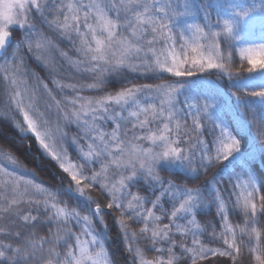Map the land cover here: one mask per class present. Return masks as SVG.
I'll list each match as a JSON object with an SVG mask.
<instances>
[{"label": "snow or ice", "instance_id": "obj_1", "mask_svg": "<svg viewBox=\"0 0 264 264\" xmlns=\"http://www.w3.org/2000/svg\"><path fill=\"white\" fill-rule=\"evenodd\" d=\"M258 49L264 0H0V264H264V86L231 89L251 144L183 95Z\"/></svg>", "mask_w": 264, "mask_h": 264}, {"label": "trees", "instance_id": "obj_2", "mask_svg": "<svg viewBox=\"0 0 264 264\" xmlns=\"http://www.w3.org/2000/svg\"><path fill=\"white\" fill-rule=\"evenodd\" d=\"M14 44V42H13ZM252 59L254 60L255 64L259 66L260 64L264 63V51H260L259 49L252 54ZM237 64L239 66V57L237 56ZM189 81L184 89L183 95H187L190 97H200V96H209L218 93L221 97V105L217 109V115L223 116L225 112L231 117L230 126H233L236 131H238L242 136H247L249 144L253 139V133L250 130V126L248 125L247 121L241 119L237 115L236 111V102L235 98L231 95V89L239 86H246L249 88H255L264 86V72H257L253 74L247 75L245 78L240 80H228L226 77L217 78L215 75L209 77L207 74H198L196 77L187 78ZM111 82V81H110ZM255 106L258 109L264 110V105H261L258 101V98H253ZM238 163L237 160H230L227 162L226 166L221 168L215 176V180L218 182L227 181L231 176H234L237 172L235 165ZM165 171L168 173L177 174L181 177L188 178L189 182H195L197 179V174L184 169L180 166H175L171 164L164 165ZM258 184H264V178H257ZM147 188L148 185L145 184ZM208 192H213L214 189L206 186ZM171 202V198H169ZM215 208L212 204L201 206L197 209V214L199 216H208L214 213ZM237 211V215H238ZM106 236V242L110 246V249L114 256L117 258L118 261H122L126 259L125 256L122 255L123 253V243L121 240L117 239L114 235L111 238ZM150 258V257H149Z\"/></svg>", "mask_w": 264, "mask_h": 264}, {"label": "rangeland", "instance_id": "obj_3", "mask_svg": "<svg viewBox=\"0 0 264 264\" xmlns=\"http://www.w3.org/2000/svg\"><path fill=\"white\" fill-rule=\"evenodd\" d=\"M190 97V96H189Z\"/></svg>", "mask_w": 264, "mask_h": 264}]
</instances>
